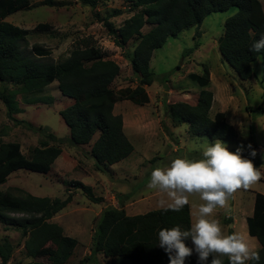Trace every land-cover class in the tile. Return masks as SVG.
<instances>
[{"label":"trees","instance_id":"trees-1","mask_svg":"<svg viewBox=\"0 0 264 264\" xmlns=\"http://www.w3.org/2000/svg\"><path fill=\"white\" fill-rule=\"evenodd\" d=\"M80 1L82 5L96 9L109 0ZM126 2L136 14L120 29L114 28L108 20L104 24L117 46L124 48L130 41L135 43L130 63L139 85L115 92L111 86L121 69L114 61L103 58L95 44L82 42L80 45L84 44V47L72 50L63 62H46L52 52L42 45H34L27 52L23 45L31 31L7 21L9 16L28 9L30 0H0V85L15 88L12 91L6 86L0 89V100L7 108V116L15 125L34 130L32 123L16 118L23 112L17 96L42 90L57 82L61 95L72 99V104L59 112L70 130L68 141L73 146H90L94 167L99 172H105L109 166L133 154L135 148L125 134L123 117L116 115L114 108L121 101H130L137 106L149 103L146 88L156 79L151 69L153 54L167 43L169 37H177L183 31L201 25L210 14L236 7L237 14L226 20L223 35L218 40L220 54L243 81L252 79L253 63L259 58L264 70V50L260 53L249 50L264 34V8L260 0ZM116 14L118 12L114 16ZM147 25L151 28L144 33L142 30ZM34 30L49 31L51 25L40 23ZM209 75L207 69L203 75H189L201 88L197 102L195 105L178 102L168 106L169 119L174 126L187 124L193 136H208L211 140L236 139L237 131L224 112H217L214 117L210 115L214 94L205 89L210 83ZM262 78L264 82V75ZM247 109L253 110L252 107ZM41 131L44 140L33 150L31 158L23 154L19 143L0 142V184H6L8 177L18 170L44 175L51 172L62 154L60 144L63 140L44 128ZM256 147L253 145L252 151ZM65 186L64 198L38 197L19 188L0 190V223L6 228L20 230L27 238L25 250L28 256L44 260L27 264L69 263L80 243L65 235L63 228L51 220L73 201L76 191H81L92 203L104 202L91 186L81 181L66 182ZM191 225L189 204L179 211L169 207L134 216H129L124 206L121 209L106 208L94 233L91 255L80 264L92 261L98 253L111 259L112 264H170L169 255L159 246V231L176 226L188 230ZM247 228L248 234L260 245L257 252L261 256L260 264H264V194H255L253 214L247 218ZM186 244L194 248L190 239ZM13 252L14 246L7 239L0 242V264H8ZM223 260L224 264H229L228 259ZM185 264H200L195 252Z\"/></svg>","mask_w":264,"mask_h":264},{"label":"rangeland","instance_id":"rangeland-1","mask_svg":"<svg viewBox=\"0 0 264 264\" xmlns=\"http://www.w3.org/2000/svg\"><path fill=\"white\" fill-rule=\"evenodd\" d=\"M260 1L264 8V0ZM130 7L126 0H109L96 9L82 5L80 0H30L28 9L9 16L7 21L31 31L23 45L27 52L34 45H42L52 52L46 62H63L72 50L84 47V44L80 45L82 42L95 44L103 58L114 61L121 69L111 86L118 92L139 85L130 63L135 43L130 41L124 48L117 46L104 22L108 20L114 28H122L136 14L131 12ZM237 12L238 9L233 7L225 12L210 14L201 25L185 30L177 37H169L162 48L154 51L151 69L156 79L146 88L149 103L137 106L130 101H121L114 108L115 114L123 117L125 134L135 150L127 159L109 166L105 172L95 169L90 146H73L68 141L70 130L59 112L72 104V99L61 95L57 82L42 90L17 96L23 112L16 118L32 123L34 130L25 125H15L0 100V142L19 143L23 154L31 158L33 150L44 140L42 128L63 140L60 144L62 154L49 174L15 171L6 184H0L1 191L19 188L38 197L64 198L65 183L81 181L91 186L96 196L104 199L100 204L92 203L81 191H76L73 201L51 220L63 228L65 235L76 238L80 243L68 264H80L90 257L94 233L106 208L121 209L124 206L127 214L134 216L172 207L173 202L166 194L147 187L152 171L156 167L170 166L176 158L203 159V150L215 142L208 136H193L187 124L174 126L169 119L168 106L178 102L195 105L197 102L201 88L189 75H203L206 69L209 71L210 83L205 89L214 94L210 115L214 117L217 112H224L237 131L236 139L221 141L228 145L231 152L243 146L244 158L252 160L257 168L264 166L262 60L259 58L253 63L252 79L243 81L222 58L218 48L226 20ZM40 23L51 25V30H34ZM150 28L147 25L142 31L147 33ZM5 86L9 91L15 89L7 84L0 85V89ZM249 145H256V150L261 148L262 151L255 150L257 155L253 157ZM256 193L264 194V178L248 190L235 193L228 207L217 208L210 218L219 220L227 234L238 232L245 235L250 246L258 251L260 245L256 238L248 234L247 228V218L253 214ZM203 203L199 195L189 196L192 224L197 218L199 205ZM5 239L14 246L8 264L44 262L43 259L34 260L28 256L25 250L27 238L20 230L6 228L0 223V242ZM85 264L112 262L98 253Z\"/></svg>","mask_w":264,"mask_h":264},{"label":"clouds","instance_id":"clouds-1","mask_svg":"<svg viewBox=\"0 0 264 264\" xmlns=\"http://www.w3.org/2000/svg\"><path fill=\"white\" fill-rule=\"evenodd\" d=\"M249 50L254 53L264 50V34ZM242 152L243 146L231 152L228 145L217 139L203 150V159L176 158L170 166L152 171L147 187L166 194L174 210L188 205L191 195H199L204 201L190 229L176 226L159 231V246L169 255L170 264H185L194 252L200 264H209V261L224 264V257L229 264L249 261L260 264L259 252L250 246L245 235L227 234L219 220L210 218L217 208H227L235 193L248 190L264 178V166L257 168ZM251 155L255 157L257 153L252 151ZM189 239L194 248L187 246Z\"/></svg>","mask_w":264,"mask_h":264},{"label":"crops","instance_id":"crops-1","mask_svg":"<svg viewBox=\"0 0 264 264\" xmlns=\"http://www.w3.org/2000/svg\"><path fill=\"white\" fill-rule=\"evenodd\" d=\"M190 29H191V28H190ZM256 148H257V147H256ZM260 150L262 151V149H261V148H260V149H257L256 151H257V152H259Z\"/></svg>","mask_w":264,"mask_h":264}]
</instances>
